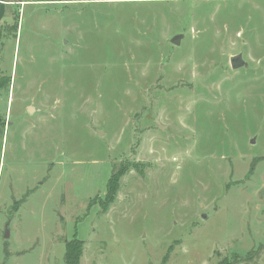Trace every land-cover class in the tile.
Segmentation results:
<instances>
[{
    "label": "rangeland",
    "instance_id": "obj_1",
    "mask_svg": "<svg viewBox=\"0 0 264 264\" xmlns=\"http://www.w3.org/2000/svg\"><path fill=\"white\" fill-rule=\"evenodd\" d=\"M0 38V264H264V0L0 2Z\"/></svg>",
    "mask_w": 264,
    "mask_h": 264
},
{
    "label": "trees",
    "instance_id": "obj_2",
    "mask_svg": "<svg viewBox=\"0 0 264 264\" xmlns=\"http://www.w3.org/2000/svg\"><path fill=\"white\" fill-rule=\"evenodd\" d=\"M1 39V38H0ZM9 80L6 78L3 79V82H0V86L3 83H8ZM5 85V84H4ZM122 173L120 171L114 172L110 176L107 182V194H106V199L110 202H112V198L114 197V194L118 191L119 189V180L122 177ZM100 204L102 206L103 210L108 209V203H106V200H100ZM93 205V202H91L88 206V209H90ZM108 206V207H107ZM66 247V253L64 256V262L65 264H81L80 259L84 251V240L81 239L78 234H75L70 240L66 241L65 243Z\"/></svg>",
    "mask_w": 264,
    "mask_h": 264
},
{
    "label": "water",
    "instance_id": "obj_3",
    "mask_svg": "<svg viewBox=\"0 0 264 264\" xmlns=\"http://www.w3.org/2000/svg\"><path fill=\"white\" fill-rule=\"evenodd\" d=\"M183 35H184L183 33L175 34L171 38V42H173L176 45H179ZM230 61H231V66L234 69H239L241 67H245L246 65H248V61L244 59L243 53H236V54L231 55ZM30 110H33V106H30ZM34 110H36L35 107H34ZM7 233H8V230H7Z\"/></svg>",
    "mask_w": 264,
    "mask_h": 264
},
{
    "label": "crops",
    "instance_id": "obj_4",
    "mask_svg": "<svg viewBox=\"0 0 264 264\" xmlns=\"http://www.w3.org/2000/svg\"><path fill=\"white\" fill-rule=\"evenodd\" d=\"M11 1H18V0H0V2H6V3H8V2H11ZM35 1H38V0H35Z\"/></svg>",
    "mask_w": 264,
    "mask_h": 264
}]
</instances>
